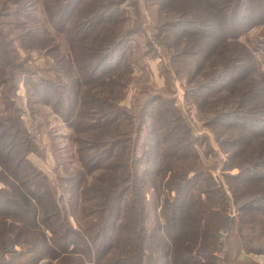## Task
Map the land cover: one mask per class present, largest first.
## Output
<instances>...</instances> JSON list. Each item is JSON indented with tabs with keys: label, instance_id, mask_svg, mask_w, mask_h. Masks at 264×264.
I'll list each match as a JSON object with an SVG mask.
<instances>
[{
	"label": "trees",
	"instance_id": "trees-1",
	"mask_svg": "<svg viewBox=\"0 0 264 264\" xmlns=\"http://www.w3.org/2000/svg\"><path fill=\"white\" fill-rule=\"evenodd\" d=\"M146 2L0 0V264L264 255V0ZM147 29L225 152V185L173 100L138 81L147 53L129 43ZM21 83L31 117L49 107L71 131L76 163L62 155L55 179L31 159L41 124L24 119Z\"/></svg>",
	"mask_w": 264,
	"mask_h": 264
},
{
	"label": "rangeland",
	"instance_id": "rangeland-1",
	"mask_svg": "<svg viewBox=\"0 0 264 264\" xmlns=\"http://www.w3.org/2000/svg\"><path fill=\"white\" fill-rule=\"evenodd\" d=\"M136 0H131V2H135ZM141 5L149 4L146 0H139ZM143 7V6H142ZM144 8V7H143ZM259 30L252 31L250 34L252 37L257 35ZM151 29H147L146 33H143L145 36L141 35H133L131 42L129 45L136 46V44L143 43V51L147 53L145 59L147 62V73L137 70L135 72L136 77H138V81L140 83L145 82L149 84L150 93L152 95H163L165 98H169L173 100L176 108L179 110L181 114L185 116L187 127L190 130L191 136L196 137L197 141V150L200 152V157L202 162L208 169H211V172L218 180L225 185V180L222 176V169L220 165L222 164L220 161L225 159V152L219 147L218 142L216 141V137L213 135L212 131L205 127L203 121V115L197 110L196 106L189 102L185 96L184 91V80H179L177 75H168L166 70L162 69L163 65L166 67H173V65L168 60V56L165 51L161 48L160 44L157 42L156 38L152 36ZM129 47V46H128ZM32 56V66H42L43 59L39 56L38 52L32 51L30 53ZM262 60V59H261ZM264 67V64H263ZM177 76V77H176ZM139 83V84H140ZM138 90V87L135 86ZM133 91L130 93V97L126 104H132V96ZM18 101L22 107H24L26 111V115L24 119L26 122H30L31 120L35 119L37 123L41 124V128L38 130V140L39 145L41 146V156L32 155L31 159L33 162L45 173H47L52 179H55L56 173L54 172L58 162H64V158L60 159L62 155L68 154L71 158V162L69 163V159L67 162L70 167L76 163L75 158V146L70 139L71 131L67 127L64 122L58 118L49 107H42L40 105L37 106V111L33 113L34 117H31L32 114L30 112V108L27 106L26 102V90L24 84H20V88L18 91ZM4 107L2 106L1 99H0V111H2ZM31 126V123H29ZM60 149L61 153L57 156L56 150ZM59 151V150H58ZM61 154V155H60ZM65 159V160H66ZM219 164L217 169H212L215 164ZM238 170L235 169L231 174L237 173ZM2 183L0 182V187ZM227 187V185H226ZM236 214V209L234 208L230 215L232 218ZM222 232V231H221ZM247 239H250L253 235H246L244 234ZM257 236V235H256ZM257 239V237H254ZM230 255V253H229ZM228 255V256H229ZM221 259H225L227 254L222 253ZM227 256V257H228ZM231 256V255H230ZM226 257V258H227ZM232 257V256H231ZM234 259V257H232ZM231 264V263H228ZM233 264H264V255L258 254H248L243 253L240 257L239 261H235Z\"/></svg>",
	"mask_w": 264,
	"mask_h": 264
},
{
	"label": "water",
	"instance_id": "water-1",
	"mask_svg": "<svg viewBox=\"0 0 264 264\" xmlns=\"http://www.w3.org/2000/svg\"><path fill=\"white\" fill-rule=\"evenodd\" d=\"M226 218L227 219H226L225 225L223 227V230H222V232L219 233L220 238L225 237V233L227 232V230L231 224V221L233 219L231 216H227Z\"/></svg>",
	"mask_w": 264,
	"mask_h": 264
}]
</instances>
